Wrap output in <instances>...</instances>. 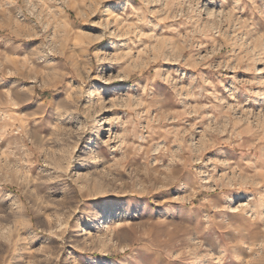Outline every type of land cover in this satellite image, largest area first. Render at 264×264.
I'll list each match as a JSON object with an SVG mask.
<instances>
[{
  "label": "rangeland",
  "instance_id": "rangeland-1",
  "mask_svg": "<svg viewBox=\"0 0 264 264\" xmlns=\"http://www.w3.org/2000/svg\"><path fill=\"white\" fill-rule=\"evenodd\" d=\"M0 264H264V0H0Z\"/></svg>",
  "mask_w": 264,
  "mask_h": 264
}]
</instances>
